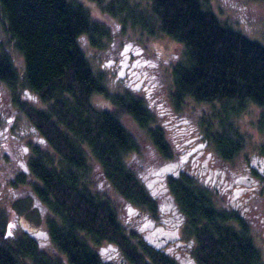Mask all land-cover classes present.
Wrapping results in <instances>:
<instances>
[{
  "label": "trees",
  "instance_id": "1",
  "mask_svg": "<svg viewBox=\"0 0 264 264\" xmlns=\"http://www.w3.org/2000/svg\"><path fill=\"white\" fill-rule=\"evenodd\" d=\"M90 1L120 24L121 31L132 23L147 34L163 33L183 45L182 57L171 68L169 97L178 108L188 97L233 101L225 104L224 113L229 131L236 132L224 129L210 137V142L228 149L217 146L218 153L232 157L241 140L233 137L239 131L230 117L247 101L264 108V44L220 20L209 0H143L141 6L133 0ZM0 24L5 34L0 39V83L44 141L29 148L26 165L39 182L30 190L48 210L46 234L63 256L46 253L28 232L8 239L0 209V264H107L96 248L108 242L129 264H178L137 239L120 220L114 201L93 186L98 171L124 200L138 205L151 201L129 165L128 156H135L139 146L121 121L123 114L145 131L162 155L169 154L145 102L127 89L110 92L79 43L85 35L100 47L110 36L106 18H94L76 0H0ZM12 48L22 56L20 71ZM21 84L44 107L19 97L16 88ZM95 93L104 94L111 108L96 107L91 100ZM17 179L23 182V174ZM171 184L195 238L197 264H263L247 222L217 207L193 177L171 179Z\"/></svg>",
  "mask_w": 264,
  "mask_h": 264
},
{
  "label": "rangeland",
  "instance_id": "2",
  "mask_svg": "<svg viewBox=\"0 0 264 264\" xmlns=\"http://www.w3.org/2000/svg\"><path fill=\"white\" fill-rule=\"evenodd\" d=\"M81 2L91 11L94 18H106L107 25L110 30V36L103 40L100 47L93 46L89 43L85 35L79 37V43L83 48L92 68L95 71H100L104 75V82L107 89L112 93H122L124 88L118 82L115 71L111 70L107 61L112 54L118 51L123 41L127 38H135L136 42L146 47H155L159 49H167L171 52L167 66L164 62V82L168 90L172 91L171 68L183 54V45L170 36L165 35V39L156 40L153 37H147L145 31L139 25L128 24L124 31H121V25L113 22L96 7L90 0H76ZM143 0H133V3L141 6ZM211 8L217 14L218 18L223 21L231 23L234 27L245 33L250 38L257 39L264 44V0H209ZM132 4V3H131ZM150 35V34H149ZM153 35V34H152ZM156 35V34H154ZM5 38V34L0 24V39ZM14 65L20 71L23 68L22 56L15 49H11ZM16 93L19 97L28 100L30 103L44 107L38 96L31 90L25 88L22 84L16 88ZM10 90L0 83V209L5 216V234L10 240H14L23 232L45 230V218L49 213L48 210L37 200L34 193H32L31 184L38 182V180L26 171H22V166L26 165V159L30 153V146L39 143L44 145L43 139L31 124L27 116L18 110L10 100ZM190 102L193 113L201 117V131L209 140L213 133L223 132L226 129L227 119H225L224 106L234 105L233 101H199L191 97L186 98ZM91 100L96 107L111 108V104L107 97L102 93H95ZM242 111L238 115H232L230 120L234 128L239 131L238 135L233 137L241 140V147L235 153L234 160H244L246 155L251 151H260L263 146L264 139V108L251 101H247L242 105ZM157 111L153 112L154 120L157 118ZM158 119H160L158 117ZM121 121L128 128V130L135 137L139 151L136 156L129 155L128 161L130 167L136 171L143 168L149 163L151 167H155L159 162V156L154 152L150 145V140L145 134V131L137 126L131 117L126 114L122 115ZM157 122H159L157 120ZM223 122V125L221 124ZM162 125V124H161ZM172 135V133L170 132ZM211 141V139L209 140ZM210 146V144H209ZM94 165V162H93ZM138 168V169H137ZM149 168H144L141 172L148 171ZM23 174L24 181H18L17 177ZM138 174V173H137ZM138 177H140L138 175ZM146 180H150L148 176ZM143 183H145L142 180ZM93 186L100 192L106 193L116 204L120 219L127 225L128 230L134 231L140 238L143 233L137 230L136 226H129V222L125 219V210L120 205L122 199L113 190L110 183H108L100 172L96 171L93 176ZM254 200H251L252 208L258 215L252 219L251 236L255 244L260 248L263 255L262 260L264 264V189L259 190V193L254 195ZM35 199V200H33ZM215 201V196L212 198ZM40 244L39 247L46 253L56 257H63L61 253H57L50 244L42 243L43 236L37 237ZM38 242V241H37ZM105 263L114 264V257L108 244L102 243L96 248ZM114 258V259H113ZM129 264V263H125Z\"/></svg>",
  "mask_w": 264,
  "mask_h": 264
},
{
  "label": "flooded vegetation",
  "instance_id": "3",
  "mask_svg": "<svg viewBox=\"0 0 264 264\" xmlns=\"http://www.w3.org/2000/svg\"><path fill=\"white\" fill-rule=\"evenodd\" d=\"M145 34L156 40L165 39L163 33ZM169 56L171 52L167 49L149 45L143 47L133 37L123 41L121 48L107 61L122 87L139 96L152 114L157 111L152 127L162 132L169 151L168 155H162L150 141L152 149L159 156L160 164L151 167L148 162L137 171L138 174L132 167L137 177L140 176L138 179L145 182L142 184L148 192L150 203L138 205L120 197V205L125 210L129 226H136L145 238L137 235V239L173 258L178 264H197L193 254L195 238L188 218L171 190V179H182L184 175L193 177L210 192L211 198L215 196L217 207L247 222L251 230L252 219L258 215L252 208L251 200H254L259 190L264 189V139L262 150L251 151L241 161L234 160L235 154L226 158L218 153V147H227L207 139L200 129L201 117L193 113L189 100H184L178 108L170 99V91L160 76L161 70L163 75L165 69L161 62L168 66L171 62ZM144 168L149 169L141 172ZM22 171L30 173L25 164ZM148 176L150 180H146ZM122 223L127 228V222ZM25 230L39 244L37 237L43 236L41 242L53 248L46 231ZM107 244L112 251L110 257L118 258H113L114 264H125L126 260L119 248L113 243Z\"/></svg>",
  "mask_w": 264,
  "mask_h": 264
}]
</instances>
